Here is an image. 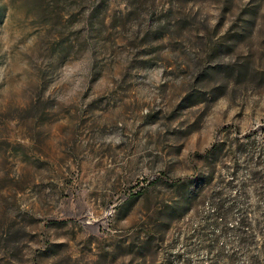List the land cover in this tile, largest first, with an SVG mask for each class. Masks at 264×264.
<instances>
[{
    "label": "rangeland",
    "instance_id": "rangeland-1",
    "mask_svg": "<svg viewBox=\"0 0 264 264\" xmlns=\"http://www.w3.org/2000/svg\"><path fill=\"white\" fill-rule=\"evenodd\" d=\"M99 1L0 0V264H264V0Z\"/></svg>",
    "mask_w": 264,
    "mask_h": 264
},
{
    "label": "trees",
    "instance_id": "trees-1",
    "mask_svg": "<svg viewBox=\"0 0 264 264\" xmlns=\"http://www.w3.org/2000/svg\"><path fill=\"white\" fill-rule=\"evenodd\" d=\"M107 1L108 0H101L96 5H93L92 6V9L93 10H92L91 16L94 17V18H98L100 16V14L102 13V11L105 9V6L107 4Z\"/></svg>",
    "mask_w": 264,
    "mask_h": 264
}]
</instances>
